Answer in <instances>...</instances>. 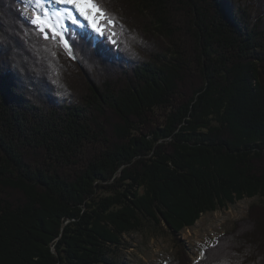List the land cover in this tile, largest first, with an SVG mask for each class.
<instances>
[{
	"label": "trees",
	"instance_id": "1",
	"mask_svg": "<svg viewBox=\"0 0 264 264\" xmlns=\"http://www.w3.org/2000/svg\"><path fill=\"white\" fill-rule=\"evenodd\" d=\"M99 3L69 51L0 0V264H114L146 223L168 264H264V0ZM254 197L189 263L181 231Z\"/></svg>",
	"mask_w": 264,
	"mask_h": 264
},
{
	"label": "rangeland",
	"instance_id": "2",
	"mask_svg": "<svg viewBox=\"0 0 264 264\" xmlns=\"http://www.w3.org/2000/svg\"><path fill=\"white\" fill-rule=\"evenodd\" d=\"M20 4L22 17L30 21L32 11L26 8L29 0H20ZM117 15L121 18V13ZM77 21L78 23L73 24L70 19H66L62 24L76 30H86L93 36L98 34L78 15ZM257 202V197L245 198L226 208L203 214L192 227L182 230L179 238L185 245L189 263L195 262L204 248L214 244L219 236L230 231L236 221L246 218L250 206ZM122 242L121 247L113 252L114 264H168L178 253V247L163 224L157 227L146 223L141 231L125 235Z\"/></svg>",
	"mask_w": 264,
	"mask_h": 264
},
{
	"label": "snow or ice",
	"instance_id": "3",
	"mask_svg": "<svg viewBox=\"0 0 264 264\" xmlns=\"http://www.w3.org/2000/svg\"><path fill=\"white\" fill-rule=\"evenodd\" d=\"M51 2L55 5L63 6L59 11L47 9L45 4ZM27 9L32 11L30 23L43 35L45 40L59 38L64 48L70 51L68 42L62 35V30L58 31L50 22L49 13L57 20L67 17L73 24L78 23L77 15L85 20L98 34L103 35L106 25L112 24L110 16L105 14L99 0H29ZM75 13V14H74ZM51 32V37L48 33Z\"/></svg>",
	"mask_w": 264,
	"mask_h": 264
},
{
	"label": "bare ground",
	"instance_id": "4",
	"mask_svg": "<svg viewBox=\"0 0 264 264\" xmlns=\"http://www.w3.org/2000/svg\"><path fill=\"white\" fill-rule=\"evenodd\" d=\"M48 6H50V2H47L46 4H45V7H48ZM65 18V17H64ZM83 19V18H82ZM64 21H66V20H64ZM61 22H63V20H60L59 21V24H61ZM87 25H88V23H87ZM88 27L91 29V30H94V29H92V27L90 26V25H88Z\"/></svg>",
	"mask_w": 264,
	"mask_h": 264
}]
</instances>
